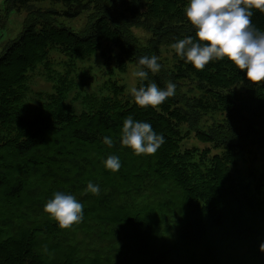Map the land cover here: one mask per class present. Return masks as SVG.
I'll return each mask as SVG.
<instances>
[{"label": "trees", "instance_id": "16d2710c", "mask_svg": "<svg viewBox=\"0 0 264 264\" xmlns=\"http://www.w3.org/2000/svg\"><path fill=\"white\" fill-rule=\"evenodd\" d=\"M97 1L13 0L29 12L0 52V264H264V82L234 88L246 71L227 58L198 71L178 56L174 74L202 83L196 103L141 108L126 76L150 55L130 28L148 19L155 50L195 37L186 0H125L122 15L106 7L87 32L57 17ZM252 11L264 31V13ZM145 70L137 89H166L162 73ZM194 109L221 122L197 130L210 144L182 148L179 125ZM128 116L163 135L155 154L122 146ZM110 155L116 172L104 166ZM88 182L99 195L85 193ZM56 192L84 205L69 229L43 211Z\"/></svg>", "mask_w": 264, "mask_h": 264}, {"label": "clouds", "instance_id": "9594fccd", "mask_svg": "<svg viewBox=\"0 0 264 264\" xmlns=\"http://www.w3.org/2000/svg\"><path fill=\"white\" fill-rule=\"evenodd\" d=\"M253 9L264 13V0H189L184 13L190 24L196 29L195 37L179 39L170 45L175 53L196 70L202 71L211 61L227 58L239 70L246 71L250 84L264 82V31L259 30L251 20ZM158 57L143 56L133 73L140 80L148 77V71L160 70ZM176 85L168 82L161 89L155 82L138 89L133 87L131 94L135 104L141 108H156L175 95ZM103 142L111 147V137ZM122 146L133 151L134 155H153L165 143L162 134H157L151 124L134 120L128 116L120 131ZM106 169L116 172L121 168L119 157L110 155L104 161ZM99 195L98 184L88 182L85 193ZM84 205L75 196L56 192L44 205L43 211L57 222L59 228L69 229L83 220ZM45 251L47 248L45 246ZM264 252V243L260 245Z\"/></svg>", "mask_w": 264, "mask_h": 264}, {"label": "rangeland", "instance_id": "374dc122", "mask_svg": "<svg viewBox=\"0 0 264 264\" xmlns=\"http://www.w3.org/2000/svg\"><path fill=\"white\" fill-rule=\"evenodd\" d=\"M105 1L106 0H98L96 3H91L87 9L83 10L77 16L67 17L58 15L57 17L61 22L70 26L74 30L87 32L90 29V26L93 24L95 17L106 7L114 8L117 16L122 15L125 11V0H112L109 2ZM188 3L189 0H186L185 4L183 5L181 16H185L184 9ZM28 12V6L20 5L16 2H13V0H0V52L7 42L18 35L23 29ZM145 14L147 16H151L146 12ZM130 29L136 36L138 44L143 48H147V54L150 55L148 57H158V63L161 65V68L158 72L162 73L164 76V85L166 86L168 82H172L176 85L174 95L177 99L176 106L180 109H185L189 103L193 102L195 104L196 100L200 97L198 95L200 93V86L202 83L188 74L185 76L174 74V65L176 60H178V55L175 53L174 49L170 47V45L173 43L168 44L162 42L158 44L156 50L155 48L151 49V45L153 44L154 40L151 26L149 25V20L146 18L142 24L139 21H136ZM137 68L138 63L136 62L131 63L128 68L126 82L130 90L133 87L136 88L137 85L138 77L133 75ZM243 74V79L238 80L231 87L237 88L247 82L245 81L246 72ZM99 77H101L99 74L96 75V78ZM221 117V114H216L211 109H194V114L188 117L187 122L179 125L183 136L181 140V147L184 148L191 145L204 146L210 144L209 142L199 139L197 135L199 133H197V130L200 128H204L206 130L214 128L217 124H219V122H221ZM260 159H256L258 164H260Z\"/></svg>", "mask_w": 264, "mask_h": 264}]
</instances>
